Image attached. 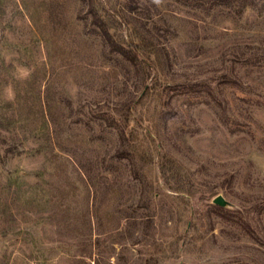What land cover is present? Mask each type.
I'll list each match as a JSON object with an SVG mask.
<instances>
[{"label":"rangeland","instance_id":"374dc122","mask_svg":"<svg viewBox=\"0 0 264 264\" xmlns=\"http://www.w3.org/2000/svg\"><path fill=\"white\" fill-rule=\"evenodd\" d=\"M226 1L0 0V264H264V0Z\"/></svg>","mask_w":264,"mask_h":264},{"label":"water","instance_id":"95a60500","mask_svg":"<svg viewBox=\"0 0 264 264\" xmlns=\"http://www.w3.org/2000/svg\"><path fill=\"white\" fill-rule=\"evenodd\" d=\"M214 202L223 207H228L230 205L229 200H227L226 197L222 194L217 195L214 199Z\"/></svg>","mask_w":264,"mask_h":264},{"label":"clouds","instance_id":"9594fccd","mask_svg":"<svg viewBox=\"0 0 264 264\" xmlns=\"http://www.w3.org/2000/svg\"><path fill=\"white\" fill-rule=\"evenodd\" d=\"M161 2V0H154V3L159 4ZM7 95H8V99H12L13 98V93L11 91V89L7 90Z\"/></svg>","mask_w":264,"mask_h":264},{"label":"trees","instance_id":"16d2710c","mask_svg":"<svg viewBox=\"0 0 264 264\" xmlns=\"http://www.w3.org/2000/svg\"><path fill=\"white\" fill-rule=\"evenodd\" d=\"M231 1H232V0H227L226 2L230 3ZM241 6H243V4H242Z\"/></svg>","mask_w":264,"mask_h":264}]
</instances>
